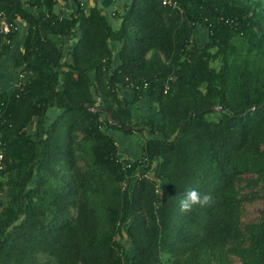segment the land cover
I'll return each mask as SVG.
<instances>
[{"label":"trees","instance_id":"obj_1","mask_svg":"<svg viewBox=\"0 0 264 264\" xmlns=\"http://www.w3.org/2000/svg\"><path fill=\"white\" fill-rule=\"evenodd\" d=\"M119 1L0 0L27 26L24 89L0 92V264H264V0ZM190 189L211 204L181 212Z\"/></svg>","mask_w":264,"mask_h":264},{"label":"rangeland","instance_id":"obj_2","mask_svg":"<svg viewBox=\"0 0 264 264\" xmlns=\"http://www.w3.org/2000/svg\"><path fill=\"white\" fill-rule=\"evenodd\" d=\"M85 4H86V1H85ZM62 9L66 10V11L68 10L65 7H62ZM24 30H25V28H23L22 31H24ZM196 40L199 43L200 42H207L208 39H207L206 30L199 28L196 32ZM13 85L14 84H12V86ZM145 103L146 104H144V105H142V102L137 104L138 105L137 110L140 112L139 115L144 117L146 115L149 116V114H150V116H152L154 110L149 108V105L147 104V102H145ZM135 106H132L133 109ZM56 114H57L56 112L51 114L50 119H52ZM35 128L36 127L33 126L29 130L32 132ZM112 132H116L113 134L115 135V138L118 142V145H119L118 148L121 151V152L119 151L120 152L119 156H120L121 160H123V161L126 159L127 160H133V159H137V157H140L142 144L144 142L143 141L144 137H142L141 135H138V134H132V135L125 134L120 130H112L111 133ZM121 137H123L122 141H120ZM245 176H246V178L251 177V175H245ZM254 193L255 192H253L252 189H250L246 186L245 182L242 184L241 195L243 197V208L241 211L240 220H241V223L243 225L251 223V222H256L261 218L262 210H263V203H262L261 199L254 196ZM234 260L236 262L239 261L237 258H234Z\"/></svg>","mask_w":264,"mask_h":264},{"label":"crops","instance_id":"obj_3","mask_svg":"<svg viewBox=\"0 0 264 264\" xmlns=\"http://www.w3.org/2000/svg\"><path fill=\"white\" fill-rule=\"evenodd\" d=\"M85 1H86V4L88 6H92L94 4V0H85ZM125 2H126V0H120L116 4V8H122V6L125 4ZM110 9L113 10L115 8H110ZM109 10H107V11L110 12L111 10L110 11ZM116 24H119V23L116 22ZM23 28H25L24 31H22ZM26 35H27V26L25 23L20 22V32L15 37V39L13 41L12 48L9 51H7L6 54L0 59V92L9 94L12 91H14L12 84L15 83V81L18 78L19 72H20V69L16 67V59H17L19 53L23 50V45L25 42ZM124 95L126 96V98L129 101L134 98V94L130 90H125ZM141 102H142V105L146 104L145 102H147V104L149 105V108H151L154 111L157 110V107L154 103H152L151 101L146 99V97H143L138 103L133 105V106L136 105L134 107V109L132 107L133 111L136 112L137 118L140 121L144 120L145 118L150 116V114H149V116L146 115L144 117L139 115L140 112L137 110V108H138L137 104H139ZM53 112H55V111H53ZM113 133H116V132H112V134ZM114 137H115V135H114ZM122 138L123 137H121L120 141H122ZM117 145H118V142H117ZM140 158H141V154H140V157H137V159H140ZM133 160H135V159H133Z\"/></svg>","mask_w":264,"mask_h":264},{"label":"built area","instance_id":"obj_4","mask_svg":"<svg viewBox=\"0 0 264 264\" xmlns=\"http://www.w3.org/2000/svg\"><path fill=\"white\" fill-rule=\"evenodd\" d=\"M163 5L172 6L173 8H178V3L175 0H163ZM19 32H20V22L10 21L5 11L0 9V37H4L5 39H7L5 40L6 44L13 45L14 39H11L10 37H12V34L15 35L16 33ZM24 82H25V74L20 71L18 78L13 85V90L22 92L24 89ZM5 168H6L5 151H4L3 142L0 139V173L5 171ZM1 196H3V191L0 189V197Z\"/></svg>","mask_w":264,"mask_h":264},{"label":"clouds","instance_id":"obj_5","mask_svg":"<svg viewBox=\"0 0 264 264\" xmlns=\"http://www.w3.org/2000/svg\"><path fill=\"white\" fill-rule=\"evenodd\" d=\"M179 195V209L183 213H188L193 210L195 206L201 208L209 206L213 200V197L209 194L201 195L196 189H190L184 191Z\"/></svg>","mask_w":264,"mask_h":264}]
</instances>
